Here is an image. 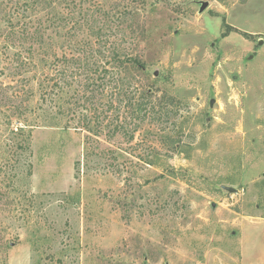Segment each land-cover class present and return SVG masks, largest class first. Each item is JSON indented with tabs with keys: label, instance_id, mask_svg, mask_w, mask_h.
<instances>
[{
	"label": "rangeland",
	"instance_id": "rangeland-1",
	"mask_svg": "<svg viewBox=\"0 0 264 264\" xmlns=\"http://www.w3.org/2000/svg\"><path fill=\"white\" fill-rule=\"evenodd\" d=\"M87 47L166 116L52 118V54ZM0 264H264V0H0Z\"/></svg>",
	"mask_w": 264,
	"mask_h": 264
},
{
	"label": "trees",
	"instance_id": "trees-1",
	"mask_svg": "<svg viewBox=\"0 0 264 264\" xmlns=\"http://www.w3.org/2000/svg\"><path fill=\"white\" fill-rule=\"evenodd\" d=\"M230 30L232 28L229 27L222 33V36L227 35ZM242 34L251 35L247 32H242ZM93 57L95 59L92 60ZM52 58L54 73L49 78L52 83L49 82L44 85L40 91V98L43 103H54L55 106L59 104L55 110L48 111L46 108V111L52 114V118H57L59 114L63 116L66 113L68 115L74 114V118L76 112L74 107L68 106L64 109V103L75 97V103L83 100L85 106V111L79 112V127L94 135L102 134L104 129L108 127L107 134L109 137L121 134L131 141L146 121L154 120L156 117H164L168 113L163 107H157L154 92L150 85L141 82L137 85L136 82L132 81L135 80L132 74L134 71L146 68L145 62L138 57L122 53L115 48L110 55L114 62L109 65H102L101 61H98V56L95 57L94 55V48L87 47L70 54L65 52L61 56L54 52ZM77 81H80V87H74ZM66 86L73 87V91L65 89ZM106 91L112 99L108 101L105 109ZM63 98L67 99L62 102ZM110 108L120 109V115H117V119L120 118L121 120L114 122L111 119L112 116L104 115L106 110ZM105 118L110 119L106 122Z\"/></svg>",
	"mask_w": 264,
	"mask_h": 264
},
{
	"label": "water",
	"instance_id": "water-1",
	"mask_svg": "<svg viewBox=\"0 0 264 264\" xmlns=\"http://www.w3.org/2000/svg\"><path fill=\"white\" fill-rule=\"evenodd\" d=\"M205 7H206V3H204V4L202 5L201 9H204ZM228 189L231 190V191L234 190L233 188H230V187H228Z\"/></svg>",
	"mask_w": 264,
	"mask_h": 264
}]
</instances>
